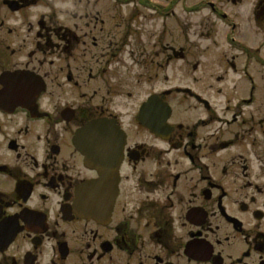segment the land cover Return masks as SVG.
<instances>
[{
	"label": "flooded vegetation",
	"instance_id": "af4514ba",
	"mask_svg": "<svg viewBox=\"0 0 264 264\" xmlns=\"http://www.w3.org/2000/svg\"><path fill=\"white\" fill-rule=\"evenodd\" d=\"M0 264H264V0H0Z\"/></svg>",
	"mask_w": 264,
	"mask_h": 264
},
{
	"label": "water",
	"instance_id": "95a60500",
	"mask_svg": "<svg viewBox=\"0 0 264 264\" xmlns=\"http://www.w3.org/2000/svg\"><path fill=\"white\" fill-rule=\"evenodd\" d=\"M100 126L101 125L99 123L94 122L87 125L80 131L75 140V144L81 151L85 153L87 150L89 151L92 148L91 145H94L96 142L94 137L97 134ZM87 159H90L91 163L94 162L93 158L88 157Z\"/></svg>",
	"mask_w": 264,
	"mask_h": 264
},
{
	"label": "rangeland",
	"instance_id": "374dc122",
	"mask_svg": "<svg viewBox=\"0 0 264 264\" xmlns=\"http://www.w3.org/2000/svg\"><path fill=\"white\" fill-rule=\"evenodd\" d=\"M193 80H194V79H193L192 77H188V78H187V81H188V82H193ZM205 80H206V79H205ZM174 81L177 82V81H179V79H170V82L173 83ZM187 81H184V82L187 83ZM170 82L167 83V86L172 85V83H170ZM199 82H200V83H199V86H201V85L204 86L205 83L203 82V79L200 78V79H199Z\"/></svg>",
	"mask_w": 264,
	"mask_h": 264
}]
</instances>
